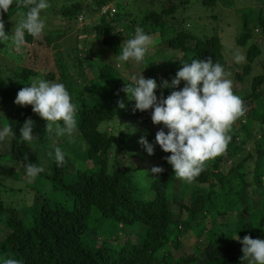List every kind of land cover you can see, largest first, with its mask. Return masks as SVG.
Segmentation results:
<instances>
[{"label":"trees","instance_id":"trees-1","mask_svg":"<svg viewBox=\"0 0 264 264\" xmlns=\"http://www.w3.org/2000/svg\"><path fill=\"white\" fill-rule=\"evenodd\" d=\"M130 1L48 0L49 7L41 13V19L46 20L43 32L35 38L25 33L26 54L71 35L69 39H74L75 44L54 54L60 76L54 70L45 76L67 85L65 69H68L67 76H73L71 83L77 82L70 84V92L79 91V95L83 90L92 95L96 91H89L91 78L87 65L97 72L91 64L89 43L86 39L80 41L79 36L90 31L99 43L97 49L103 46L118 56L124 42L139 27L152 39L162 37L159 45L181 52L187 63L211 58L229 72V79L234 80L236 87L248 86L246 76L261 55L255 33L264 35L262 6L255 21L244 14L243 30L236 42L246 48V61L232 74L227 71L228 61L218 35L198 36L187 27L177 26L175 14L190 0H177L168 7H162L157 0H138L140 4L137 1L132 7ZM199 1L214 7L219 2L229 5L235 0ZM104 6L109 8L102 12ZM27 11V7L13 4L7 13L0 12L6 34H12ZM81 15L90 21L80 29L77 26ZM10 40L11 36L9 41L0 42V123L12 133L8 175L19 178L18 172L28 162L34 163L27 143L20 139L19 128L26 120L33 121L32 140L42 147L45 142L51 149L66 148L68 153L59 167L54 159L45 163L43 172L38 174L44 178L42 186L23 212L16 206L21 199L13 201L12 206L4 204L2 198L10 200L8 191L16 188L0 181V213L10 211L5 226L10 231L0 241V259L12 258L20 264H242V245L233 237L242 239L247 235L263 239L264 233V71L251 78L249 92L240 96L246 111L226 132L231 139L224 152L206 161L203 171L188 182L177 178L164 159L170 153H164L153 143L162 124H152L151 109L144 112L133 109L134 101H129L122 91L127 84L124 82L112 84L111 100L87 97L89 103L75 109L79 148L69 147L66 142L55 143L54 133L47 132L42 138L45 133L42 118L32 112L30 105L21 107L13 103L22 85L40 72L34 66L40 61L31 60L29 55L24 57L31 60L26 61L29 65L22 63L23 58ZM8 55L11 60L7 59ZM146 56L142 75L156 80L160 86L155 90L158 99L183 87V82L175 89L162 86L163 81L170 82L168 79L175 76L173 64L182 67L183 63L172 62L164 74L158 67L156 54L148 52ZM104 63L98 70V79L110 74L108 69L112 65ZM169 68L173 69L170 73ZM118 102H123L124 108L119 109ZM125 118H133L137 129L124 124ZM107 122L111 130L100 127ZM141 137L156 146L158 153L153 151L149 156L138 143ZM121 154L134 159L130 167L120 163ZM75 155L80 159L70 162ZM153 166L163 171L154 175L150 171ZM51 191H59L62 198ZM40 194L44 195L42 201L37 200ZM234 210L235 222L218 219ZM104 218H108L109 227L103 232L99 222ZM118 227L122 237L117 234ZM126 227L130 228L129 234H125Z\"/></svg>","mask_w":264,"mask_h":264},{"label":"clouds","instance_id":"clouds-1","mask_svg":"<svg viewBox=\"0 0 264 264\" xmlns=\"http://www.w3.org/2000/svg\"><path fill=\"white\" fill-rule=\"evenodd\" d=\"M23 5L28 8L24 18L14 27L11 35L6 34L3 21H0V42L9 41L15 49L25 43V33L38 37L45 28L41 19L43 10L49 7L48 0H0V12L7 13L10 5ZM81 22V21H80ZM151 44V38L137 27L135 35L124 42L120 49L118 61L142 62ZM234 62L239 64L245 60L243 54L236 52ZM224 67L208 59H192L183 63L170 82L163 81L165 88L175 89L183 82V87L173 90L166 98L158 99L155 90L160 87L153 78H145L141 72L130 77L122 91L129 101H134L133 109L141 112L151 109L153 125L162 124L155 133V144L164 153V157L173 169L174 175L191 182L204 169L205 162L221 155L231 137L226 135L232 123L246 111L239 96L233 93L232 81L227 79ZM30 86L21 88L13 101L24 107L31 106L33 113L46 121V131L55 136L71 135L76 127L75 106L71 102L65 85L34 78ZM118 102L119 108H124ZM33 121L26 120L19 128L21 141L30 144L33 139ZM166 130V131H165ZM12 135L10 128L0 127V142ZM138 143L146 153L153 154V145L144 137ZM59 167L65 158L60 147H54L48 153ZM151 173L156 175L163 171L153 166ZM26 175L34 179L43 168L34 163L25 165ZM239 240L242 245V264H264V239L250 238L245 235ZM0 264H20L16 259H0Z\"/></svg>","mask_w":264,"mask_h":264},{"label":"rangeland","instance_id":"rangeland-1","mask_svg":"<svg viewBox=\"0 0 264 264\" xmlns=\"http://www.w3.org/2000/svg\"><path fill=\"white\" fill-rule=\"evenodd\" d=\"M137 1L138 0L130 1L131 4L134 5L132 7H135L136 4L138 3L140 4L139 1L141 0H139L138 3ZM157 1L161 3L162 7H168L172 3L177 2V0H160V1L157 0ZM218 4L219 5L212 7V6H205L202 3V1H199V0H190L187 4L185 3L183 6H180L179 10L175 14V18L179 22V24L177 25L178 27H181V28L187 27L189 28V31H191L193 34H196L198 36H209L212 34L218 35L221 39L224 55L226 56L227 61H228L227 71H230V72L232 71V74H233L234 71L239 66L241 67V65L246 61V58H245L243 62L237 64L234 62V59H233L234 54L236 52L243 54L245 57L246 48L238 45L236 42V37L243 30V21L245 18L244 14L247 15L249 20L255 21L257 19V15L260 12L259 6H262L264 9V0H235L229 5L222 4V2H219ZM105 8L107 9L108 7L106 6ZM85 17L86 19L83 18V20H82V17L79 18V21L81 22L80 24L78 23L77 28L81 29L82 24L84 23L86 24L90 21L87 18V16ZM49 19H47L46 23H49ZM172 21L175 22L174 20H171V23ZM90 27H92V25ZM255 36H257V41L259 42V46L261 49V55L257 59V61H260V62L258 63L257 61H255L253 65V70L251 71L250 75L246 76L247 82H248L247 87L238 88L236 87L234 80L232 81V90L233 92H236V95L239 97L242 94H246L249 92L251 78L255 74H258L261 71H264V35L261 33H255ZM69 37H71V35L70 36L68 35V37L64 36L62 40L61 38L54 40L53 43L50 44V46H46L44 48L43 46H39V48H36V49L33 48L31 53H29V55L31 56V60H34L35 62L40 61V64L34 65L35 68L38 69L40 72L36 75L31 76L29 82H27V84L22 85V88L30 86L29 84L32 82L34 78H43V79L50 81L49 78L45 76V74H47V72L50 70H54L55 74L58 77L60 76V70L57 67L54 54H56L60 50L61 51L66 50V48H69L75 44V40L69 39ZM150 38H151V44L149 45L146 53L151 52V54H154V55L156 54L155 59L159 64L158 67H160V70L164 74L168 73L167 65H170L172 62H175V63L177 62L181 64L187 61L186 59L183 58V54L181 52L170 50L164 44L159 45L158 41H161L162 37H155L152 39V37L150 36ZM82 39H86L89 43L88 46L92 51V57H93L91 64H93V66L96 68L97 74H98V70L100 66L105 64L104 62L112 66L109 65L110 69H108V72H110V74H106V76H104L103 79H98L97 74L95 73V69H93L90 66V64L87 65V74L91 78L90 79L91 86L89 85L90 86L89 91H96V94L91 95V93L89 94L86 91L83 92L82 90V92L79 93L80 96L78 95L79 91H75L74 93L70 92L71 91L69 89L70 84H76L77 82L72 81L71 83V78H73V76H67L70 73V70L65 69L66 73H68L66 75L65 81L69 84L67 85L65 83L63 84L65 85L66 90L69 92V95L71 97V102L74 104L75 109L78 106H81V105L84 106L85 104H88L89 102H88L87 97H95L100 100L103 99L106 101L111 100L114 94V91H112L113 88L111 87L113 86L112 84L121 83V82L128 84L130 83L131 76L133 75L138 76L140 72L142 74V71L145 68V64H144L145 62L143 61H145L146 60L145 57H147L145 54L144 60L142 62H135L132 60H129L128 62H120L118 61V59H116V57H118L117 55H114L108 49L103 48V46H100L99 49H97L99 46V43H97L96 38L93 37L90 31L86 35H80L79 40L82 41ZM80 46H82V42H80ZM162 47H164L165 49L164 50L161 49ZM160 50H163L162 51L163 53L161 52L162 56H161ZM15 51L19 52L21 57L23 58L22 63L25 64L26 61H31V60H25V58L29 56L28 53L26 54L25 45H23L20 49H15ZM15 51L13 49L11 50V52L13 53H15ZM7 59L11 60L9 58V55L7 56ZM16 62L21 63L20 60H16ZM26 64L29 65L28 63ZM172 67L174 68L173 74H175L176 71L180 68L178 65H175V64H173ZM66 68L68 67L66 66ZM169 69H170L169 70V73H170L173 69L172 68H169ZM227 74L228 75L226 76V78L229 79L230 78L229 72ZM164 78H167V76ZM104 80L110 81V82L105 83ZM168 80L171 81V79H168ZM52 82H59V81L55 80ZM75 115H76V111H75ZM251 119H252V116H251ZM40 121H41V125L44 127V132H45L43 133L44 136L41 134L42 135L41 137L43 138L46 136L48 131H46V122H43L42 119H40ZM124 121H125L124 124H127L129 127H132L133 130L137 129L138 124L134 121L133 118H125ZM110 122L113 124L112 121ZM109 124L110 123L108 122L102 123L100 127L102 128L106 127L108 130H111L112 126ZM0 127H5L4 123L3 124L0 123ZM156 128L157 127H155V130ZM118 130L121 131V127ZM78 137H80L78 133V128L75 127L71 135H65L64 137L55 136L53 139L55 143L62 142L63 144L61 145H64L66 142L69 147L78 146L79 148L80 141L77 140ZM153 143H155V141ZM27 146H28L30 155L31 154L33 155V162L37 166L44 168L45 163H50L53 161L54 158L48 155L49 152L53 151V148L51 149V147H49L51 145L48 146L44 142V145L42 147L37 142V140H32L30 144L27 143ZM153 149H154V152L158 153V148L156 146L154 147L153 145ZM61 150L65 154L68 153L66 148H61ZM10 151H11L10 136H8L3 142H0V181L3 182L8 187H14L16 189L12 191H8V194L11 196L10 200L5 199V198H2V199L5 205H10V206H12L13 201L17 202L18 200L21 199L17 204L16 203L14 204H16L17 208L23 212L26 209L25 205H30V203H32L34 199H36L34 196L35 192H38L39 187L42 186L44 178L37 175L34 179H30L26 175L25 169H21L18 172L19 178L8 175V170H9V167L11 166V159L9 156ZM78 156L79 155H75L76 158H72L70 162H72L74 159H80V157ZM132 159L133 158H129V156L125 154H121L119 156L120 163L126 167H130L132 165V161H134V159L133 160ZM96 160L97 159H95V161ZM71 169H73V166H71ZM147 173L148 175H150L148 171ZM178 193L180 195L182 194L180 190L178 191ZM51 194L57 195V197L62 198V196L59 194V191L55 193H52L51 191ZM179 194H177L176 192V197L178 198V201H180ZM43 198H44V195L40 194L37 200L42 201ZM233 202L235 201L233 200ZM9 216H10V211L8 212L7 210H5L4 212L0 213V241L4 240V238L7 236L8 232L10 231V230H7L5 227L6 225H8L7 219ZM218 219H220V221H225V222L227 221L235 222L237 220V213L235 210L230 211L224 217H219ZM108 227H109L108 218H104L102 222H99V228L102 229L103 232ZM117 231H118L117 234L122 237L123 234L120 231L119 227ZM129 233H130V228L126 227L125 234H129ZM263 239H264V233H263Z\"/></svg>","mask_w":264,"mask_h":264},{"label":"built area","instance_id":"built-area-1","mask_svg":"<svg viewBox=\"0 0 264 264\" xmlns=\"http://www.w3.org/2000/svg\"><path fill=\"white\" fill-rule=\"evenodd\" d=\"M106 6H104L103 8H102V12H105V11H107V9L109 8V6H107L108 8L106 9L105 8ZM114 10V9H113ZM80 17H82V20H83V16L81 15Z\"/></svg>","mask_w":264,"mask_h":264}]
</instances>
